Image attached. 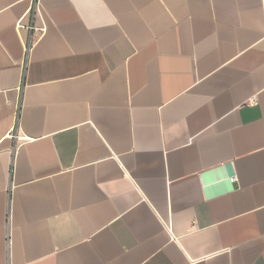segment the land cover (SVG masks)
I'll list each match as a JSON object with an SVG mask.
<instances>
[{
	"label": "crops",
	"instance_id": "obj_1",
	"mask_svg": "<svg viewBox=\"0 0 264 264\" xmlns=\"http://www.w3.org/2000/svg\"><path fill=\"white\" fill-rule=\"evenodd\" d=\"M0 264H264V0H0Z\"/></svg>",
	"mask_w": 264,
	"mask_h": 264
},
{
	"label": "built area",
	"instance_id": "obj_2",
	"mask_svg": "<svg viewBox=\"0 0 264 264\" xmlns=\"http://www.w3.org/2000/svg\"><path fill=\"white\" fill-rule=\"evenodd\" d=\"M256 101V98H251L249 100L250 103H254ZM235 180V177H231V181H234Z\"/></svg>",
	"mask_w": 264,
	"mask_h": 264
}]
</instances>
